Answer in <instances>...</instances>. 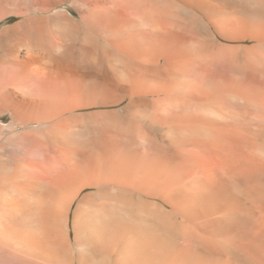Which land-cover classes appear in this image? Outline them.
Listing matches in <instances>:
<instances>
[{
    "label": "bare ground",
    "instance_id": "obj_1",
    "mask_svg": "<svg viewBox=\"0 0 264 264\" xmlns=\"http://www.w3.org/2000/svg\"><path fill=\"white\" fill-rule=\"evenodd\" d=\"M223 8L0 0V264H264V23Z\"/></svg>",
    "mask_w": 264,
    "mask_h": 264
},
{
    "label": "rangeland",
    "instance_id": "obj_2",
    "mask_svg": "<svg viewBox=\"0 0 264 264\" xmlns=\"http://www.w3.org/2000/svg\"><path fill=\"white\" fill-rule=\"evenodd\" d=\"M223 3V9L227 12H231L239 15L243 19L248 22H262L264 23V0H219ZM226 4V5H225ZM69 10L70 13L74 17H79V14L73 9L71 2H68L66 5L62 6L61 9ZM257 20V21H256ZM17 19H9L6 22L0 23V30L11 23H15ZM254 22V23H255ZM205 31L207 32L208 41L217 43L219 45H225L229 48H233L236 56L241 61L245 59L247 47L251 48L253 46H257L259 44L258 39H252L251 36L247 35H239L237 38L234 37H222L213 27L211 23H208L205 27ZM211 35H210V34ZM245 36V37H244ZM251 38H249V37ZM239 37V38H238ZM229 45V46H228ZM233 46V47H231ZM238 48V49H236ZM246 48V49H245ZM238 54V55H237ZM127 103L123 102L122 104L112 107L111 109H120L125 106ZM8 119L5 123H9Z\"/></svg>",
    "mask_w": 264,
    "mask_h": 264
}]
</instances>
